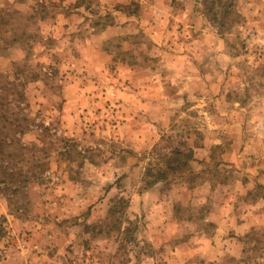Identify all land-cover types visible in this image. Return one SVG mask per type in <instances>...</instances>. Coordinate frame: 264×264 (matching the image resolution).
<instances>
[{"label": "rangeland", "instance_id": "1", "mask_svg": "<svg viewBox=\"0 0 264 264\" xmlns=\"http://www.w3.org/2000/svg\"><path fill=\"white\" fill-rule=\"evenodd\" d=\"M23 64L0 264H264V0H0Z\"/></svg>", "mask_w": 264, "mask_h": 264}, {"label": "trees", "instance_id": "2", "mask_svg": "<svg viewBox=\"0 0 264 264\" xmlns=\"http://www.w3.org/2000/svg\"><path fill=\"white\" fill-rule=\"evenodd\" d=\"M27 69H29L28 66L23 64L21 69H17L13 73L12 80H9L8 74L0 73V193H6L5 195L9 199L22 192L30 179L37 177L36 172L31 170L33 166L28 164L27 169L23 166V162L29 161L28 158H25V152L31 149L40 152L46 150V143L40 138L42 131L45 130L46 132L48 129L43 124L37 125L42 127L37 139L41 142L40 146L36 143L28 145L22 140L23 135L30 130L33 121L26 112L28 104L24 88L28 76L24 73L28 72ZM65 147L68 151L69 145L65 144ZM172 152L176 155L181 153L178 149ZM34 159L37 158H33V161H35ZM149 171L150 168L146 172ZM157 173L152 174L154 176L152 182H157L164 177L161 171ZM4 219L3 216H0V233L3 229L2 222ZM128 224L132 225V222L128 221ZM125 236H127L126 240L133 238L130 226H127L124 238Z\"/></svg>", "mask_w": 264, "mask_h": 264}]
</instances>
